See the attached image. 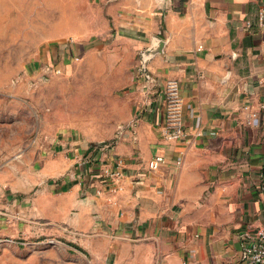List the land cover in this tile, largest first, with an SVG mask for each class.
<instances>
[{"label":"crops","instance_id":"obj_1","mask_svg":"<svg viewBox=\"0 0 264 264\" xmlns=\"http://www.w3.org/2000/svg\"><path fill=\"white\" fill-rule=\"evenodd\" d=\"M17 2L48 24V39L80 34L87 8H101L132 55L131 102L109 135L61 133L40 155L12 228L30 245L4 243L5 255L15 251V264H244V236L264 223V0H0V11ZM154 36L164 51L143 74ZM169 77L180 80L187 130L172 141L160 133ZM88 153L96 161L79 164ZM112 154L125 159L119 182L101 175ZM155 154L164 160L151 169Z\"/></svg>","mask_w":264,"mask_h":264},{"label":"rangeland","instance_id":"obj_2","mask_svg":"<svg viewBox=\"0 0 264 264\" xmlns=\"http://www.w3.org/2000/svg\"><path fill=\"white\" fill-rule=\"evenodd\" d=\"M11 6L0 11V264L16 263L4 243L30 245L12 228L20 198L33 195L40 155L61 133L109 135L131 102L132 55L101 8H87L80 34L48 39L47 23L22 16V3Z\"/></svg>","mask_w":264,"mask_h":264},{"label":"built area","instance_id":"obj_3","mask_svg":"<svg viewBox=\"0 0 264 264\" xmlns=\"http://www.w3.org/2000/svg\"><path fill=\"white\" fill-rule=\"evenodd\" d=\"M258 21L260 24L264 23V6L259 9ZM145 68L143 65H140L139 72L144 74ZM162 93L165 100V115L160 126L161 136L169 141L182 139L187 135V130L180 80L176 77L167 78ZM244 107L248 108L249 105H245ZM257 116L258 111L251 110L248 122H253V119ZM97 146L99 145H92V147ZM163 160V154H155L149 161V167L156 169ZM95 161L94 153H88L85 157H82L79 164H92ZM177 162L180 163V160H177ZM124 166V157L112 154L110 159L103 162L100 166L101 175L107 181L119 182L125 176ZM77 173L81 180H83L85 174L84 168H81ZM120 187L117 186V188ZM241 261L244 264H264V223L258 225L255 229L248 230L245 234Z\"/></svg>","mask_w":264,"mask_h":264},{"label":"water","instance_id":"obj_4","mask_svg":"<svg viewBox=\"0 0 264 264\" xmlns=\"http://www.w3.org/2000/svg\"><path fill=\"white\" fill-rule=\"evenodd\" d=\"M165 42V39L161 38L160 36L153 37L151 44L145 47L141 52L143 67H146L150 58H152L157 53H162L164 51ZM105 143V141L100 142V144Z\"/></svg>","mask_w":264,"mask_h":264}]
</instances>
